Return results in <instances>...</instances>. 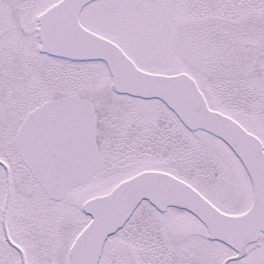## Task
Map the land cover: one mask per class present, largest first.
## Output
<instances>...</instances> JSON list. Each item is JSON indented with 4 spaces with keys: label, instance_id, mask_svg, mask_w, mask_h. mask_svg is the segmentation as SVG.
Instances as JSON below:
<instances>
[{
    "label": "snow or ice",
    "instance_id": "snow-or-ice-1",
    "mask_svg": "<svg viewBox=\"0 0 264 264\" xmlns=\"http://www.w3.org/2000/svg\"><path fill=\"white\" fill-rule=\"evenodd\" d=\"M0 264H264V0H0Z\"/></svg>",
    "mask_w": 264,
    "mask_h": 264
}]
</instances>
